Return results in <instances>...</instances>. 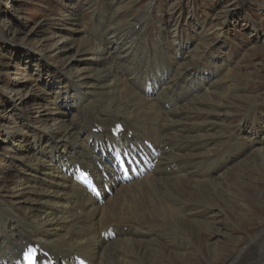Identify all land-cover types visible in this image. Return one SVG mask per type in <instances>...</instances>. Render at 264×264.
<instances>
[{"label":"bare ground","instance_id":"1","mask_svg":"<svg viewBox=\"0 0 264 264\" xmlns=\"http://www.w3.org/2000/svg\"><path fill=\"white\" fill-rule=\"evenodd\" d=\"M145 17L135 20L134 28L128 32L119 31L117 23V27H105L104 32L101 29L95 41L86 39L77 45L81 56H91L93 60L79 76L80 89L74 88L79 102L81 97L90 100L85 113L77 109L72 114H77L76 120L67 123L66 115L71 114V108L59 101L65 98L78 103V100L64 89L56 93L55 99L48 96L45 99L44 112L50 115L55 127H47L42 117L39 119L38 127L44 133L39 137L41 144L39 139L36 143L37 136L31 141L27 133L21 131L16 144L22 155L17 166L19 173L15 175L18 192L8 198V192L0 191V264L11 262L10 256L19 257L29 245H37L56 260H70L77 255L90 264H145L151 254L159 259L155 260L157 264L168 261L174 264V259L179 264H196L198 255L205 258V254L216 253H208L212 247L206 237L211 223L205 224L206 229L202 227V218L208 217L207 213L200 212L195 218L193 213L200 208L208 210L217 203L214 193L220 190L213 177L220 176L243 152H238L241 151L238 147L234 148L238 149L237 153L232 154L228 148L210 151L215 140L207 137L214 127L211 125L207 131L203 126L213 122L214 111H219L221 104L215 108L210 98L205 96L199 102L196 97L186 113H180L179 108L172 110L183 99L176 95L180 87H187L190 93L200 91L203 85L189 69L174 68L180 65L175 63L177 57L172 60L156 50L157 60L149 61L150 58L132 54L131 46L136 49L145 32ZM129 37H133L132 45ZM100 41L104 42L103 47H95ZM206 64L209 66L210 62ZM173 70L178 72V78H174ZM111 73L115 74L118 84L108 80ZM147 82L165 85L155 103L144 90ZM126 86L132 90L130 96L125 94ZM117 87L124 93L120 99L125 102L116 100L121 102V110L109 107V113L102 115L97 109L106 107L113 96L120 95ZM165 106L171 110L165 111ZM199 106L213 112L200 115ZM137 107L143 109L139 112ZM63 108L65 116L61 113ZM184 119L187 123H182ZM117 123L125 126V140L129 141L127 134L132 132L137 141H152L162 153L153 172L131 184L113 185L114 197L100 205L77 184L74 174L77 166L87 171L95 164L97 145L114 141L111 128ZM86 130L89 131L84 136ZM256 133L259 153L264 157V129L257 128ZM21 174L23 177L19 178ZM24 200L31 205H24ZM11 227H16L17 233H12ZM110 228L119 232V237L105 243L102 232ZM215 261L211 262L215 264ZM223 263L264 264V233L253 244H247L240 255L226 258Z\"/></svg>","mask_w":264,"mask_h":264},{"label":"rangeland","instance_id":"2","mask_svg":"<svg viewBox=\"0 0 264 264\" xmlns=\"http://www.w3.org/2000/svg\"><path fill=\"white\" fill-rule=\"evenodd\" d=\"M144 16L145 32L138 47L131 46L132 54L149 61L157 60L156 50L172 60L177 57L175 63L180 65L174 68L189 69L203 85L200 91H189L194 95L190 99L187 96L180 113H186L196 97L199 102L205 96L210 98L215 108L221 104V109L214 111L213 122L203 126L206 130L214 127L209 131L212 136L207 137L215 140L210 151L228 148L232 154L238 147V152H243L222 171V177H214L220 190L214 193L217 203L193 213L194 218L200 212L207 213L202 227L206 229L205 224L211 223L213 230L205 236L212 247L208 253H217L205 254V258L198 255L196 264H213L212 260L224 264L226 258L240 255L247 244H253L264 233V157L260 156L256 133L257 128L264 129V0H0V191L8 192V198L18 192L15 175L22 155L16 144L22 132L31 141L37 136L36 143L39 139L41 144L39 137L44 133L38 127L39 119L42 117L47 127H55L44 112L47 96L55 99L57 92L66 89L78 100L74 88L80 89L79 76L93 60L81 56L77 45L86 39L95 41L105 27L118 26L119 31L128 32L135 20ZM133 37L128 39L131 45ZM103 43L95 47L101 48ZM173 72L178 78V72ZM108 80L118 84L114 73ZM116 89L120 95L113 96L107 108L97 109L102 115L109 113V107L121 110V102L114 100L124 93ZM124 90L130 96L132 90L128 86ZM176 94L187 95V87H180ZM88 102L61 98L59 104L71 108L68 116L65 108L61 111L67 123L76 120L77 114H72L77 109L85 113ZM199 108L200 115L213 112L204 106ZM138 109L140 112L143 108ZM105 197L109 201L114 196ZM24 201V205H31ZM10 229L17 233L16 227ZM153 255L145 264H157L155 260L159 259Z\"/></svg>","mask_w":264,"mask_h":264},{"label":"snow or ice","instance_id":"3","mask_svg":"<svg viewBox=\"0 0 264 264\" xmlns=\"http://www.w3.org/2000/svg\"><path fill=\"white\" fill-rule=\"evenodd\" d=\"M119 128V126H117ZM37 249L35 248H30L28 251L25 253L26 259L29 261V264H35V254H36Z\"/></svg>","mask_w":264,"mask_h":264}]
</instances>
